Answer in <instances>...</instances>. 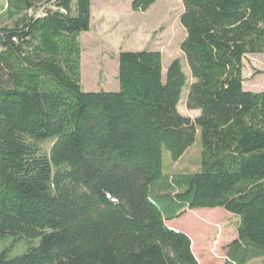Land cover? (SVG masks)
Masks as SVG:
<instances>
[{
    "label": "trees",
    "instance_id": "trees-1",
    "mask_svg": "<svg viewBox=\"0 0 264 264\" xmlns=\"http://www.w3.org/2000/svg\"><path fill=\"white\" fill-rule=\"evenodd\" d=\"M182 1L190 76L181 58L165 71L160 51H121L119 90L86 92L92 0H6L0 240L11 245L0 264H200L167 223L216 207L239 218L224 264L264 256V91L247 90L243 73L247 55L264 53V0ZM185 89L196 118L179 110ZM196 143L198 170L165 167V151L177 163ZM248 176L259 178L237 188Z\"/></svg>",
    "mask_w": 264,
    "mask_h": 264
},
{
    "label": "rangeland",
    "instance_id": "rangeland-1",
    "mask_svg": "<svg viewBox=\"0 0 264 264\" xmlns=\"http://www.w3.org/2000/svg\"><path fill=\"white\" fill-rule=\"evenodd\" d=\"M133 0H92L91 30L82 33V85L86 92L119 90L118 54L121 51H141L145 49L160 51L163 54V69L176 58H181L186 66L181 43L186 30L181 23L184 11L182 0H157L147 11H134ZM6 0H0V28L10 25ZM244 86L251 91H264V53L249 54L244 59ZM105 88V89H103ZM185 89L179 103L182 114L196 118L197 110L186 107ZM48 138L47 141L53 140ZM45 148L49 142L43 143ZM201 148L196 143L184 154L182 159L173 163L168 152H164V165L173 170H198L196 161ZM237 188L246 185L259 176H248ZM255 180L253 182H256ZM250 182V183H253ZM248 183V185L250 184ZM245 188H242L243 190ZM234 191V189H233ZM234 196L232 193L227 198ZM180 226L192 240L193 251L200 264H224L227 246L237 238L239 218L222 207L188 209L178 218L169 221ZM35 244L37 241L34 242ZM11 245V239L0 240V253ZM28 244L17 245L11 256L24 253ZM247 264H264V256L255 258Z\"/></svg>",
    "mask_w": 264,
    "mask_h": 264
},
{
    "label": "crops",
    "instance_id": "crops-1",
    "mask_svg": "<svg viewBox=\"0 0 264 264\" xmlns=\"http://www.w3.org/2000/svg\"><path fill=\"white\" fill-rule=\"evenodd\" d=\"M92 4H93V3H92ZM92 13H93V8H92ZM81 36H82V34H81ZM80 39H81V37H80ZM103 89H105V88H103ZM116 89H117V88H115V90H112V91H116ZM106 91H107V90H106ZM167 224H168V226H170V227L173 228V229L180 230V231H183V232L186 233V231L183 230V229H181L180 226L171 225L169 222H168ZM186 234H187V233H186Z\"/></svg>",
    "mask_w": 264,
    "mask_h": 264
}]
</instances>
